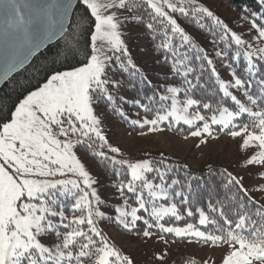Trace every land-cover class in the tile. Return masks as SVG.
I'll use <instances>...</instances> for the list:
<instances>
[{
    "label": "snow or ice",
    "instance_id": "6c2138e0",
    "mask_svg": "<svg viewBox=\"0 0 264 264\" xmlns=\"http://www.w3.org/2000/svg\"><path fill=\"white\" fill-rule=\"evenodd\" d=\"M242 11L250 39L204 0H0V88L53 42L74 48L76 60L70 70H49L0 119V264H135L102 225L226 246L222 264H264V201L242 174L210 164L196 175L163 153L125 157L104 122L111 109L141 136L171 131L196 147L238 139L239 167L259 169L264 181V0ZM130 25L143 28L168 69L162 82L135 62L123 39ZM189 29L206 31L211 53ZM130 89L131 100L123 95ZM80 152L112 173L120 205L107 214L100 178ZM216 177L223 198L202 199L200 182ZM255 191L264 196V187ZM194 215L198 225L186 221Z\"/></svg>",
    "mask_w": 264,
    "mask_h": 264
},
{
    "label": "rangeland",
    "instance_id": "374dc122",
    "mask_svg": "<svg viewBox=\"0 0 264 264\" xmlns=\"http://www.w3.org/2000/svg\"><path fill=\"white\" fill-rule=\"evenodd\" d=\"M205 4L214 6L218 16H222L237 33H244L245 39L255 36V32L248 33L250 23L241 19L244 12L234 8L222 0H204ZM255 11V10H253ZM190 32L196 39L204 45L211 53L212 44L208 43L206 31ZM127 34L123 37L127 46L130 48L135 62L148 73L149 78L154 84L163 81V74L168 71L166 67H162L159 63L160 57L154 55L150 44L146 41L143 30L134 25H130L126 30ZM219 68V63L216 64ZM243 67V65H241ZM119 78V77H118ZM123 95L130 100L134 99L128 91H123ZM128 112H133L132 108L125 106ZM139 118V117H136ZM104 122L106 125L108 138L113 146H119L122 151L130 155L138 153H163L167 156H173L180 163H187L191 169H205L208 165L214 167L228 168L233 172H238L245 177V184L254 194V198L264 201V196L256 194L255 186L264 187V181L258 179L254 174L259 169L253 168L251 171L242 169L239 165L242 163L243 153L238 145L240 141L230 137L221 135L219 139L212 140L209 145L196 147L198 140L189 138L184 140L181 135L171 131L147 133L141 136L139 132H132L129 126L112 114L111 109L104 113ZM79 155L84 158V162L91 170L90 174L99 176L100 192L104 199L110 203H116L118 200L110 191L102 186L104 179L102 173L98 171L91 159L84 152ZM112 208L105 210L106 214ZM192 222V221H187ZM193 223V222H192ZM184 223H179L183 226ZM109 233L113 241L122 249L123 253L129 255L135 264H177L182 257H191L205 264H222L224 256L227 254L228 248L204 246L197 243H189L184 239H178L171 234L165 235L163 239L159 235H154L151 239L137 237L132 235L119 234L114 226H103ZM163 256V260L158 257Z\"/></svg>",
    "mask_w": 264,
    "mask_h": 264
},
{
    "label": "trees",
    "instance_id": "16d2710c",
    "mask_svg": "<svg viewBox=\"0 0 264 264\" xmlns=\"http://www.w3.org/2000/svg\"><path fill=\"white\" fill-rule=\"evenodd\" d=\"M226 4L240 9H250V10H257V0H222ZM211 7V9L216 13V10L213 5L206 4ZM82 12H78L77 15H82ZM223 19V17L221 16ZM74 17L72 20L74 21ZM143 30V28H140ZM144 35V30H143ZM146 41L150 44V41L146 35H144ZM151 46V44H150ZM58 48H59V55H58ZM152 49V46H151ZM75 52V49L71 46L64 47L62 44H54L53 46L46 49L44 52H42L40 55H38L32 62V66L27 68V70L21 71V74L18 75L16 83L8 85L6 84L1 90H0V106L3 107V111H0V119H4L8 117L9 109H12L13 104L17 101L19 97H22L23 95L28 94L31 90H36L37 87L42 86L43 83L46 82V78L48 77L49 70L56 68L59 70H70L72 66L76 63L75 59L71 58V54ZM69 57V62L65 63V57ZM76 58L78 60L83 61L84 60V51L83 48L79 52H76ZM57 61L55 64H53V61ZM130 95L133 96V98H136L137 90L130 89L127 90ZM144 93L150 94L149 89H145ZM141 93V94H144ZM123 155L128 158H143L147 154H152L153 156H157L160 153H138L135 155L127 154L126 152L122 151ZM167 156V155H166ZM88 157V156H87ZM170 159L175 160L173 156H168ZM89 158V157H88ZM91 159V158H90ZM92 163L95 165V167L98 169L99 172L102 173V178L104 179V182L102 186L110 191H115L111 187V181L113 179L112 173L110 171L105 174L104 171V165L100 164L98 161H95L91 159ZM179 162V161H177ZM220 171H223L224 168L222 167H216ZM190 170L196 174L200 175L202 172H206L207 168L203 169H191ZM203 187L200 188V197L203 199L207 197L209 194L213 196H219L220 198H223L224 196V190L221 186L220 178H206L205 180L200 182ZM118 202L110 203L108 202V207L114 209L120 205V200L118 197H115ZM186 221H192L194 224L198 225V217L194 215L193 217L186 218ZM181 223H184L183 221ZM103 227V225H102ZM105 234L109 235V233L104 229ZM110 236V235H109ZM114 242V241H113ZM115 243V242H114ZM116 244V243H115ZM117 245V244H116ZM118 246V245H117ZM119 247V246H118ZM120 248V247H119ZM122 250V249H121ZM195 262V264H205L203 261H199L197 259H193L191 257H182L179 260V263L177 264H192V262Z\"/></svg>",
    "mask_w": 264,
    "mask_h": 264
},
{
    "label": "water",
    "instance_id": "95a60500",
    "mask_svg": "<svg viewBox=\"0 0 264 264\" xmlns=\"http://www.w3.org/2000/svg\"><path fill=\"white\" fill-rule=\"evenodd\" d=\"M56 43H57V42H53L52 45L46 47L45 49H42L41 52L37 54V56L40 55L42 52H44L46 49H48L49 47L53 46V45L56 44ZM37 56H36V57H37ZM36 57H35V58H36ZM35 58H34V59H35ZM32 62H33V61H32ZM21 71H23V70H21ZM2 88H3V87H2ZM2 88H0V90H1Z\"/></svg>",
    "mask_w": 264,
    "mask_h": 264
}]
</instances>
